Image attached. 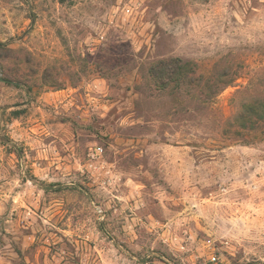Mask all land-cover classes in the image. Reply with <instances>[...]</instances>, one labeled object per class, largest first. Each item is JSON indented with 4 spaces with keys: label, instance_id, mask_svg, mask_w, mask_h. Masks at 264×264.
Here are the masks:
<instances>
[{
    "label": "rangeland",
    "instance_id": "1",
    "mask_svg": "<svg viewBox=\"0 0 264 264\" xmlns=\"http://www.w3.org/2000/svg\"><path fill=\"white\" fill-rule=\"evenodd\" d=\"M262 94L264 0H0V264H264Z\"/></svg>",
    "mask_w": 264,
    "mask_h": 264
},
{
    "label": "trees",
    "instance_id": "2",
    "mask_svg": "<svg viewBox=\"0 0 264 264\" xmlns=\"http://www.w3.org/2000/svg\"><path fill=\"white\" fill-rule=\"evenodd\" d=\"M149 71L155 84L161 89L169 87L177 89L184 86L188 93L198 92L203 95L206 94V90L213 88V85H209L208 79L202 83L203 76L196 73L193 66L186 62L182 63L178 58L161 59L154 63ZM222 88L216 87L215 91L214 87L211 90L215 93ZM260 129V133L264 135V94L244 100L239 110L228 120L225 130L228 136H238L241 139L240 143L249 144L251 143L249 136L253 135V131Z\"/></svg>",
    "mask_w": 264,
    "mask_h": 264
},
{
    "label": "built area",
    "instance_id": "3",
    "mask_svg": "<svg viewBox=\"0 0 264 264\" xmlns=\"http://www.w3.org/2000/svg\"><path fill=\"white\" fill-rule=\"evenodd\" d=\"M102 151V149L100 148L99 149V152ZM217 263V259H216V256H212L210 259H209V264H216Z\"/></svg>",
    "mask_w": 264,
    "mask_h": 264
}]
</instances>
